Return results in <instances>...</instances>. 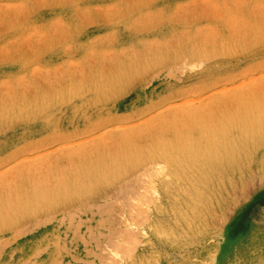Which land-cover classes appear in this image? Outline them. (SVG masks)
Returning a JSON list of instances; mask_svg holds the SVG:
<instances>
[{"label": "rangeland", "instance_id": "374dc122", "mask_svg": "<svg viewBox=\"0 0 264 264\" xmlns=\"http://www.w3.org/2000/svg\"><path fill=\"white\" fill-rule=\"evenodd\" d=\"M0 264H264V0H0Z\"/></svg>", "mask_w": 264, "mask_h": 264}, {"label": "bare ground", "instance_id": "6f19581e", "mask_svg": "<svg viewBox=\"0 0 264 264\" xmlns=\"http://www.w3.org/2000/svg\"><path fill=\"white\" fill-rule=\"evenodd\" d=\"M126 187V186H125ZM120 188V187H119ZM128 188V187H127ZM121 191V190H120ZM83 209V208H82ZM75 210V209H74ZM91 210H92V208H91ZM88 211H89V208H88ZM69 212V211H68ZM81 212V211H80ZM75 215V214H74ZM72 217H73V215H72ZM211 217V216H210ZM69 218V217H68ZM80 220H82V219H80ZM69 221V220H68ZM75 224V223H74ZM68 225H69V223H68ZM79 225H82V224H79ZM77 230V229H76ZM84 243V242H83ZM129 244V243H128ZM129 245H131V244H129ZM127 246V245H126ZM122 248H124V246L122 245L121 246ZM133 247V246H132ZM126 248V247H125ZM128 248V247H127ZM131 248V247H130ZM122 250V249H121ZM124 251V250H123ZM129 251V250H128Z\"/></svg>", "mask_w": 264, "mask_h": 264}]
</instances>
